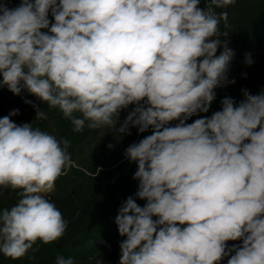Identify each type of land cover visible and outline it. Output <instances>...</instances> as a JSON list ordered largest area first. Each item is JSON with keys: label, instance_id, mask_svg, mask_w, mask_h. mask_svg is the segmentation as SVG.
<instances>
[{"label": "clouds", "instance_id": "obj_1", "mask_svg": "<svg viewBox=\"0 0 264 264\" xmlns=\"http://www.w3.org/2000/svg\"><path fill=\"white\" fill-rule=\"evenodd\" d=\"M199 2L0 4V84L58 107L75 132L86 122L116 126L131 104L137 107L115 130L127 133L129 123L141 133L153 129L126 149L138 164L136 196L147 203L129 196L118 210L115 223L126 237L119 264H220L231 252L227 264H264V92L245 90L239 104L225 97L210 118L185 123L208 112L235 55L226 41L216 55L222 42L214 37L227 35L219 26L227 27L228 13L214 9L236 0H208L206 9ZM245 62L253 63L250 54ZM18 114L0 118V193L22 190L14 206L0 210V253L13 260L37 240L49 244L65 234L67 221L44 194L72 167L69 140L16 124ZM36 117L47 118L39 108ZM237 240L242 246L227 247ZM56 264L75 262L58 256Z\"/></svg>", "mask_w": 264, "mask_h": 264}, {"label": "trees", "instance_id": "obj_2", "mask_svg": "<svg viewBox=\"0 0 264 264\" xmlns=\"http://www.w3.org/2000/svg\"><path fill=\"white\" fill-rule=\"evenodd\" d=\"M0 4L12 9L11 0H0ZM207 6L208 0H200L199 8L206 9ZM214 10L217 13H228L227 27L223 21L219 26L221 32H227V35L214 38L221 40V47L226 41L227 46L238 50V53H235L229 64L226 81L214 89L215 99L208 112L198 111L185 121L186 124L199 118H210L213 113L222 110V100L225 97H231L239 104L245 99V90L253 95L264 92V0H236L234 5ZM246 54L251 56V65L245 62ZM233 80L235 83H231ZM4 100L20 104L27 112L31 111L30 103L25 102L29 101L27 97L15 95L7 86L0 84V106ZM135 107L136 104H131L122 109L117 122L123 125ZM48 111L54 121L53 126L57 130L59 140L70 141L68 152L72 163H75L66 175L56 180L49 199V202L54 203L61 211L68 226L62 238L49 244L37 240L33 249L18 260L0 253V264H56L58 256L71 258L75 264H96L97 261H102L103 264H119V245L126 237L119 235L115 223L118 210L129 196L141 207L147 203L136 196L139 181L133 179V176L138 164L127 158L126 149L151 135L153 129L149 127L141 133L138 126L133 127L129 123L127 133L117 134L119 137L114 136V139L109 136L108 131L105 132L107 126L91 129L87 127L86 122L81 132H75L71 120L66 119L58 107H49ZM5 112L6 110L2 109L0 118L6 115ZM74 115L80 116L79 113ZM15 123H31L34 129L38 128L46 133L48 131L47 122L41 119L33 121L22 116L19 122ZM178 123V120L172 121L167 126H175ZM120 137L122 139L119 141ZM90 143L97 144L95 149L89 148ZM109 145L112 147L109 148ZM85 150H89L88 154H85ZM6 191L8 193L5 190L0 193V210L10 209L21 198V189L9 188ZM233 246H242V240L227 242L228 248ZM234 254L231 252L220 264H227V260Z\"/></svg>", "mask_w": 264, "mask_h": 264}, {"label": "rangeland", "instance_id": "obj_3", "mask_svg": "<svg viewBox=\"0 0 264 264\" xmlns=\"http://www.w3.org/2000/svg\"><path fill=\"white\" fill-rule=\"evenodd\" d=\"M11 2H12V9H14V8L18 7L21 4L22 0H11ZM48 19L50 20V26H51V23H54V18L51 15V11L49 12ZM42 31L47 32L48 29H42ZM232 50L234 51V53H238V50H234V49H232ZM222 51H223V47L219 46L218 49H217V53L220 54ZM20 95H23V96L27 97L29 99V101L31 102L30 103V107H31V111L30 112H27V109L22 107L20 104L19 105L13 104L11 102H7L6 100H4L1 103L2 107L0 106L1 107L0 108V114H1L2 109L6 110V112H5L6 115H9V113L11 111L18 109L19 110V114L16 115V116H12L11 117L13 122H19V120L22 118V116H24L26 119H30V120H33V121L34 120H39V119L44 120L48 124L47 133L51 134V135H54L57 138V140H59V136H58L57 130L53 126L54 121H53V119H52V117H51V115H50V113L48 111L49 105L47 104V102H44L41 99H39L38 97H36L35 95H32L27 89H22ZM37 108L41 109L45 113V115L47 117L46 119L36 117V109ZM121 126L122 125H120L118 122H116V126H115V124L112 125V126H107L105 132L108 131V133H110L109 136L112 137V138H114V136L119 137V135H117V134H120V132L116 131L115 127H116V129H119ZM121 139L122 138L120 137L118 140L120 141ZM96 146H97L96 143H90L89 148H92V149L94 148L95 149ZM85 152H86L85 154H88L89 150H85ZM72 166H75V163H72ZM5 192H7V191L5 190ZM51 193L44 194L45 198L49 200Z\"/></svg>", "mask_w": 264, "mask_h": 264}]
</instances>
